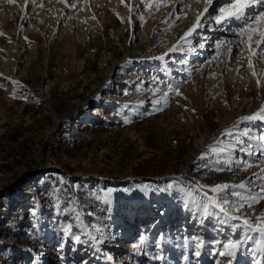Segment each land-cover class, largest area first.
<instances>
[{
  "label": "rangeland",
  "instance_id": "1",
  "mask_svg": "<svg viewBox=\"0 0 264 264\" xmlns=\"http://www.w3.org/2000/svg\"><path fill=\"white\" fill-rule=\"evenodd\" d=\"M222 2L182 39L204 0H0V264H264V46Z\"/></svg>",
  "mask_w": 264,
  "mask_h": 264
},
{
  "label": "snow or ice",
  "instance_id": "2",
  "mask_svg": "<svg viewBox=\"0 0 264 264\" xmlns=\"http://www.w3.org/2000/svg\"><path fill=\"white\" fill-rule=\"evenodd\" d=\"M9 3L12 2V0H8ZM123 2V0H122ZM213 4V0H204V9L203 12L197 15L196 17V23L192 25L191 28L188 29L187 32L184 33V37L182 39L187 38L190 34H192L194 31L197 30L198 27L201 26L202 19L204 18L205 14L208 13L209 6ZM256 5H264V0H223V2L218 7V14L217 15H208V19L214 20L217 25H228L230 21L232 22H240L239 27H237L234 31L236 35H241L245 32H251L255 34L256 32L260 33L261 39L257 41V47L264 46V28H252V25L258 24L264 26V10H261L259 12H254L253 8ZM183 17H177V19H181ZM2 34V33H0ZM252 37L250 36L249 39ZM172 51L175 50V47L171 49ZM251 51V49H249ZM231 53V50H230ZM251 61H249V67H251ZM255 75V73H253ZM257 85L261 86V81L257 80ZM177 95H180L179 91L177 90ZM243 120H264V105L261 106L260 110L250 116L242 117ZM223 135H232L231 130H226ZM259 140L264 141V136L259 137ZM249 147H251L249 145ZM262 150H264V144H262ZM250 166V165H249ZM255 175V174H254ZM238 188H245V184L241 183L237 185ZM229 188V185L227 184H221L216 185L211 188V191L213 193H220L224 192ZM262 192H264V188L261 189ZM233 196H239V193L233 192L231 193ZM251 201L253 203L258 202L259 199H264V196L255 197V196H249ZM214 206H220L221 201H217L215 199H211L209 201ZM223 204L229 203L227 199L222 200ZM205 211H207L208 203H205L203 205ZM220 211L224 212L225 209L220 206ZM261 219H264L262 217ZM245 224H248V220H244ZM258 231L264 235V227L259 228ZM225 247H230V245H225ZM199 255V253H197ZM219 255H231V253H224L221 252Z\"/></svg>",
  "mask_w": 264,
  "mask_h": 264
},
{
  "label": "bare ground",
  "instance_id": "3",
  "mask_svg": "<svg viewBox=\"0 0 264 264\" xmlns=\"http://www.w3.org/2000/svg\"><path fill=\"white\" fill-rule=\"evenodd\" d=\"M255 8H256V10L254 11V12H259V11H261V10H264V5H256V6H254ZM256 26V24L254 23L253 25H252V28H257V27H255ZM260 28H264V26H262V25H258ZM211 28V27H210ZM209 32H214L212 29H209L208 30ZM211 34V33H210ZM232 34V33H231ZM208 35H209V33H207V35H206V38L208 37ZM209 39H211V37H212V39L214 38V36H210L209 35ZM216 39L218 38L217 36L215 37ZM215 40V39H214ZM214 43V46H216L217 45V43H216V40L215 41H213V42H211V44H213ZM213 49V48H212ZM96 109V108H95ZM87 122V121H86ZM142 235H146V234H142ZM144 238L143 237H141L139 240L142 242V240H143ZM145 239H146V236H145Z\"/></svg>",
  "mask_w": 264,
  "mask_h": 264
}]
</instances>
